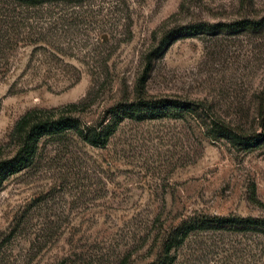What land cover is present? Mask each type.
<instances>
[{
  "label": "rangeland",
  "instance_id": "rangeland-1",
  "mask_svg": "<svg viewBox=\"0 0 264 264\" xmlns=\"http://www.w3.org/2000/svg\"><path fill=\"white\" fill-rule=\"evenodd\" d=\"M39 2L10 6L19 34L0 84L1 157L13 155L11 131L28 110L76 104L74 116L96 125L136 97L149 68L146 95L252 122L264 88V30L185 37L149 64L146 57L167 28L259 19L264 0ZM204 115L125 120L104 148L71 133L41 140L32 166L0 189V264H148L160 238L190 220L198 225L171 251L172 264H264L263 234L203 224L264 219V147L214 139Z\"/></svg>",
  "mask_w": 264,
  "mask_h": 264
},
{
  "label": "trees",
  "instance_id": "trees-1",
  "mask_svg": "<svg viewBox=\"0 0 264 264\" xmlns=\"http://www.w3.org/2000/svg\"><path fill=\"white\" fill-rule=\"evenodd\" d=\"M40 0H0V84L6 79L12 67V48L14 37L18 36V19L16 10L10 6H37ZM252 0H240L241 5H252ZM264 30V16L259 19H243L232 23L209 24L205 22L176 25L162 32L157 46L147 54L150 58L164 53L174 42L185 37L198 35L235 34L238 32H258ZM28 36V35H26ZM21 41L27 42L28 37ZM19 39H16L18 42ZM31 43V41H29ZM147 74L151 68L146 70ZM146 72L140 82L141 90H137L136 97L131 100H121L106 110L104 120L96 125H83L75 114L82 112V106L68 105L60 109H30L14 124L11 131V141L16 149L11 156H0V189L12 176L21 173L32 166L38 153L39 144L43 139H59L71 133L83 143L104 148L110 138L125 120L138 122L155 120L170 113L205 114L207 127L214 139L228 142L231 146L242 151H250L264 147V88L257 94L254 102V117L251 123H231L218 116L209 105L185 102L170 97H151L144 92ZM187 221L175 228L167 236H162L160 255L148 264H172L170 253L180 247L188 232L197 227ZM205 225L218 227L233 226L241 230H253L264 235V219L215 217L204 221ZM202 225V223H201ZM184 227L185 232L180 233Z\"/></svg>",
  "mask_w": 264,
  "mask_h": 264
}]
</instances>
